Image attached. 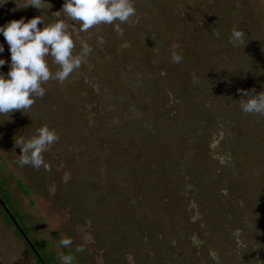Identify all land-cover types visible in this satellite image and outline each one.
Wrapping results in <instances>:
<instances>
[{"label":"rangeland","instance_id":"obj_1","mask_svg":"<svg viewBox=\"0 0 264 264\" xmlns=\"http://www.w3.org/2000/svg\"><path fill=\"white\" fill-rule=\"evenodd\" d=\"M24 2L0 6V24L40 14ZM47 2L50 16L63 0ZM134 6L122 35L78 33L74 52L92 51L63 85L0 116V199L48 264H264V116L237 101L264 91V0ZM233 28L244 45L228 43ZM42 125L59 137L48 170L18 167L14 140ZM0 264H41L1 206Z\"/></svg>","mask_w":264,"mask_h":264},{"label":"clouds","instance_id":"obj_2","mask_svg":"<svg viewBox=\"0 0 264 264\" xmlns=\"http://www.w3.org/2000/svg\"><path fill=\"white\" fill-rule=\"evenodd\" d=\"M6 2L0 0V6ZM29 7L39 10L40 14L27 20L21 16L0 24V36L4 40L0 43V54L5 51V44L10 54L7 72H0V116H7V120L15 111L27 114L35 101L45 95L44 85L50 80L63 85L80 68L92 48L81 40L79 50L74 52L78 33H86L99 25H111L119 36L122 35L121 25H131L136 16L134 0H63L59 11L52 12L50 16L46 14L51 8L47 0H25L22 7L16 5L17 9ZM53 14L55 20L45 23V17L51 18ZM244 37V31L233 28L228 43L233 48L240 47L244 45ZM97 43L102 44V38L97 37ZM122 46L127 47L126 44ZM171 60L179 63L181 56L173 51ZM5 63V59L0 58V67ZM52 65L56 70H50ZM237 91L241 97H246L237 100L242 113L264 116V91ZM58 139L55 130L47 125L37 128L31 137L15 139L14 145L20 149L15 163L18 167L30 166L36 170L43 167L47 171L48 164L42 153ZM72 243L71 238H62L59 246L67 248ZM83 250L82 246L75 248L77 253ZM73 259L71 254L58 255L59 264H73Z\"/></svg>","mask_w":264,"mask_h":264},{"label":"water","instance_id":"obj_3","mask_svg":"<svg viewBox=\"0 0 264 264\" xmlns=\"http://www.w3.org/2000/svg\"><path fill=\"white\" fill-rule=\"evenodd\" d=\"M0 206L1 208L6 212L8 218L10 219V221L14 224V226L17 228L19 234L23 237V239L26 241L27 245L30 247V249L32 250L33 254L36 256V259L41 263L44 264L43 261L38 257V254L34 251L33 247L31 246V243L29 242V240L25 237V235L23 234L22 230L19 228V226L17 225V223L15 222L14 218L11 216V214L8 212V210L6 209V207L4 206L3 202L0 199Z\"/></svg>","mask_w":264,"mask_h":264},{"label":"trees","instance_id":"obj_4","mask_svg":"<svg viewBox=\"0 0 264 264\" xmlns=\"http://www.w3.org/2000/svg\"><path fill=\"white\" fill-rule=\"evenodd\" d=\"M2 201V200H1ZM12 216V215H11ZM13 217V216H12ZM23 232V231H22ZM23 234L25 235V233L23 232ZM26 236V235H25ZM30 242V241H29ZM31 243V242H30ZM31 246L33 247L34 251L38 254V257L43 261L44 264H48L46 262H44L43 258L41 257L39 251L37 250V248L31 243ZM29 247V246H28ZM30 249V247H29ZM33 253V252H32ZM35 256V255H34ZM36 257V256H35ZM39 262V261H38Z\"/></svg>","mask_w":264,"mask_h":264}]
</instances>
